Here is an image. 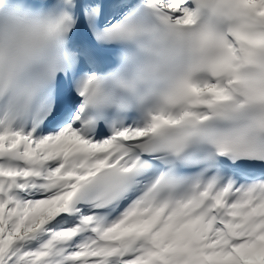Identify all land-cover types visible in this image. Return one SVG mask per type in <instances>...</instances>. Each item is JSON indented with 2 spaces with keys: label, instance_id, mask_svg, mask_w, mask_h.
Segmentation results:
<instances>
[{
  "label": "snow or ice",
  "instance_id": "6c2138e0",
  "mask_svg": "<svg viewBox=\"0 0 264 264\" xmlns=\"http://www.w3.org/2000/svg\"><path fill=\"white\" fill-rule=\"evenodd\" d=\"M0 264H264V0H0Z\"/></svg>",
  "mask_w": 264,
  "mask_h": 264
}]
</instances>
